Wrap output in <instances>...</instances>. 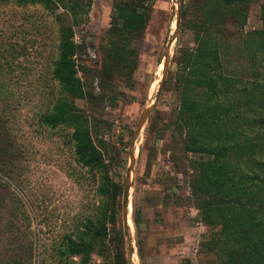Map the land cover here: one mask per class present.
Masks as SVG:
<instances>
[{
  "label": "rangeland",
  "instance_id": "obj_1",
  "mask_svg": "<svg viewBox=\"0 0 264 264\" xmlns=\"http://www.w3.org/2000/svg\"><path fill=\"white\" fill-rule=\"evenodd\" d=\"M111 2L91 0L87 23L74 28L73 40L85 48L77 59V75L92 82L94 93L101 61L99 45L108 27ZM263 5L264 0H256L248 7L242 28L247 40L252 41L254 32L261 29ZM176 8V0H154L136 44L135 69L129 79L113 77L115 105L106 106L98 115L104 128L102 139L115 159L109 175L122 190L134 129L144 109L152 105L134 143L128 197L131 264H216L214 253L206 246L211 229L200 222L190 198L191 155L182 151L180 139L174 142L173 132L167 129L178 99L173 57L177 47L191 45L189 33L177 30L156 93ZM52 15L38 5H0V147L10 161L5 169L9 179L0 177L7 184L0 188L4 195L0 199V264L13 260L58 264L57 241L79 230L101 200L95 192L96 175L74 161L70 130L61 126L49 129L40 123L41 115L59 95L50 77L57 45ZM225 31V69L242 81H252L236 25L228 24ZM74 103L87 110L83 101ZM176 202L179 207L174 206ZM100 261L91 254L88 264ZM68 264L78 263L73 258Z\"/></svg>",
  "mask_w": 264,
  "mask_h": 264
},
{
  "label": "trees",
  "instance_id": "obj_2",
  "mask_svg": "<svg viewBox=\"0 0 264 264\" xmlns=\"http://www.w3.org/2000/svg\"><path fill=\"white\" fill-rule=\"evenodd\" d=\"M253 1H182L178 30L191 35V45L177 47L173 57L178 99L167 129L173 132L174 142L180 139L182 151L191 155L190 198L200 222L211 229L206 246L216 264H264V5L255 38L242 37ZM153 2L112 0L108 27L99 45L101 61L94 93L92 82L77 75V59L85 48L73 40L74 28L88 21L91 0H0V5H38L56 18V57L50 77L59 95L41 115L40 123L49 129H69L75 163L95 174L99 182L95 192L101 200L91 217L79 230L57 241L58 264H68L73 258L78 264H88L91 254L100 257V264H128L121 185L109 175L115 159L102 139L104 128L98 115L106 106L115 105L113 77L129 79L135 69L136 44ZM57 10L60 13L55 14ZM228 24L236 25L247 54L250 82L224 67L228 63L224 37ZM76 100L83 101L87 110L78 108ZM7 162L0 147V177L9 179ZM5 186L0 179V188ZM132 222L136 225L135 215ZM12 264L21 263L13 260Z\"/></svg>",
  "mask_w": 264,
  "mask_h": 264
},
{
  "label": "water",
  "instance_id": "obj_3",
  "mask_svg": "<svg viewBox=\"0 0 264 264\" xmlns=\"http://www.w3.org/2000/svg\"><path fill=\"white\" fill-rule=\"evenodd\" d=\"M177 3V8H176V13H175V18H174V25H173V30L170 36V39L167 42L166 49L163 54V59L162 62L160 63L162 65L161 69V76L159 78L158 84H157V89L156 93L159 91V88L161 86L163 76H164V70L168 64V56H169V48L173 40L175 39L176 32L178 30V24L180 20V11H181V0H176ZM152 105L148 106L147 108L144 109L142 112L141 116L139 117L136 127L133 132V136L130 141V145L128 148L127 152V159H128V164L125 169L124 173V178H123V185H122V192H121V199H120V214H121V224H122V236L124 240V245H125V254L126 258L128 260V263L131 264V258H132V244L130 241V236H129V229L127 225V218H128V197H129V190H130V174L132 172L133 164H134V143L142 129L143 123L151 110Z\"/></svg>",
  "mask_w": 264,
  "mask_h": 264
},
{
  "label": "bare ground",
  "instance_id": "obj_4",
  "mask_svg": "<svg viewBox=\"0 0 264 264\" xmlns=\"http://www.w3.org/2000/svg\"><path fill=\"white\" fill-rule=\"evenodd\" d=\"M128 218H129V215H128ZM128 218H127V225L129 226Z\"/></svg>",
  "mask_w": 264,
  "mask_h": 264
}]
</instances>
